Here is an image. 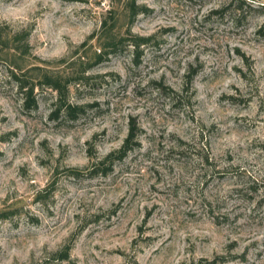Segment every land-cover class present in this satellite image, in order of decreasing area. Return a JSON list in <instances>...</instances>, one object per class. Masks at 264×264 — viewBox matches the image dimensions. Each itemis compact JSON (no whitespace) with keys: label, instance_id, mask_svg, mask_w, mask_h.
Returning a JSON list of instances; mask_svg holds the SVG:
<instances>
[{"label":"rangeland","instance_id":"374dc122","mask_svg":"<svg viewBox=\"0 0 264 264\" xmlns=\"http://www.w3.org/2000/svg\"><path fill=\"white\" fill-rule=\"evenodd\" d=\"M129 2L0 0V264H264V0Z\"/></svg>","mask_w":264,"mask_h":264},{"label":"trees","instance_id":"16d2710c","mask_svg":"<svg viewBox=\"0 0 264 264\" xmlns=\"http://www.w3.org/2000/svg\"><path fill=\"white\" fill-rule=\"evenodd\" d=\"M235 1L237 3L238 8H242V6L245 4V0H235ZM229 3H232V1ZM225 7H222L220 10H216L215 13L226 9ZM127 9H128V16H129L130 24L132 23V21L137 15L141 13H146L148 11L144 6L136 4V0H130ZM260 10L264 14V6H261ZM256 33L257 35L264 37V23L259 27ZM126 34L128 35L129 39H132L131 42H129L130 43L129 45L132 47V52L136 54V57L138 58L140 46L146 45L152 39V37L136 36L131 33L129 28L127 29ZM126 39L127 37L124 38V36H118L115 38L109 37L108 41L104 45V49L100 53L96 54V58H101V57L105 58L106 56L114 54L120 46L125 45V42L127 43ZM0 41H1L0 42L1 44L5 46L7 45L6 43H4L2 39L1 31H0ZM14 48L15 49L20 48L18 45H16V42L14 43ZM9 74H10V77L16 82L18 90L22 94L23 106L26 109H34L36 107V102H35V98L33 95V91L35 88L34 82L31 81L30 78H27L26 74L18 73V72H15L14 70H9ZM43 79H44V82L48 83V85H51V87L56 90L57 95H58V98L54 102L55 108L51 112L50 118L57 119L59 116H64L65 118L73 120L78 115L85 113L86 109L95 107V104L70 105L65 100L66 87L65 85L60 84V81L58 78H51V77L49 78L45 74L43 75ZM137 131L138 130L136 126L134 124H130L127 136L123 140V143L119 147V149L109 153L102 159L97 160L96 164L93 165L94 171H102L103 174H106L110 170L115 160L122 159L128 151L133 149L135 145L137 146L138 143L135 142ZM72 171L73 173H78L79 170L73 169ZM53 256H56L58 260L66 259L68 257V249L59 251L58 253L53 254ZM41 264H44V263L42 262Z\"/></svg>","mask_w":264,"mask_h":264}]
</instances>
